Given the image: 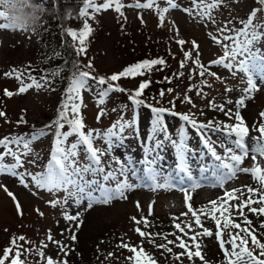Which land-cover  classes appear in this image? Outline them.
Listing matches in <instances>:
<instances>
[{"label":"rangeland","instance_id":"374dc122","mask_svg":"<svg viewBox=\"0 0 264 264\" xmlns=\"http://www.w3.org/2000/svg\"><path fill=\"white\" fill-rule=\"evenodd\" d=\"M25 1L0 0V264H264V35L249 21L260 3L123 0L118 28V2H96L84 25L98 32L75 41L90 65L124 69L145 45L138 33L168 60L169 82L151 91L168 109L152 118L136 103L115 128L122 114L90 77L59 87L12 73L39 71L45 55L37 21L17 12ZM130 35L133 50L111 48ZM155 74L137 64L117 79L134 87ZM66 116L110 131L49 154ZM53 155L63 165L46 181Z\"/></svg>","mask_w":264,"mask_h":264},{"label":"trees","instance_id":"16d2710c","mask_svg":"<svg viewBox=\"0 0 264 264\" xmlns=\"http://www.w3.org/2000/svg\"><path fill=\"white\" fill-rule=\"evenodd\" d=\"M115 1L118 2V7L114 11L118 13L122 10L121 3L123 0ZM257 1L264 6L263 1ZM96 2L106 3L108 6L111 5L112 9L110 0H26L24 4L20 5L17 9L18 14L24 15L27 20L37 21L35 28L38 31L37 35L41 44V50L45 55L41 57L43 62L39 66V71H34L31 64L26 67L20 66L12 70V73H16L21 77L23 83H27V81L36 77H43L59 87L67 84L74 76L90 77L97 89V93L104 94L107 92L111 110L117 109L118 114L121 113L124 116L125 113V116H128L126 111L130 110L131 105L139 102L147 105L151 109L152 114L156 115L157 109H164L168 107V104L163 103L161 99L154 101L153 97H155V94L151 91L155 86L167 85L169 80L160 79V77L164 78L167 76L168 69L166 66L168 60L165 58V53L162 54V52L160 53L156 49L150 48L151 44L155 43L153 39H145L143 34L138 33L139 38L144 39L145 45H140L141 51L138 50V52L140 51L138 56L135 53L134 61L128 63L124 69L116 73L113 72L114 74L108 75L103 71L97 70L90 65L89 60L82 57L83 52L80 51L81 49L79 50L75 41L80 35H83L82 41H78V43H85L87 41L86 34L91 35L94 33L91 35L93 38L98 32V27L89 20L84 25V15H91L90 13L93 11L92 6ZM138 2L146 9L147 0ZM27 11L30 13H25ZM112 16L116 26L120 28L124 24L122 16L119 13ZM255 20H260L264 24V16L257 17ZM75 21L77 23H74ZM141 23L142 20L136 19L137 25H141ZM129 39L130 44L125 42V37L124 40L117 39V41L111 42V48L118 50V45L122 44L133 50V44H136L137 40L133 39L131 35ZM138 43H141L140 40ZM137 64L140 67L151 68L156 74L143 84L141 83L134 87L123 86L117 79V76L127 74ZM118 117H121V115ZM120 119H115L113 125L117 124ZM82 120L81 118L78 120H69L66 118L65 125L67 130H63L61 126L53 130L54 136L49 141L50 146L47 152L52 154L55 149L66 151L71 147L75 137L80 138L84 135L90 137V133L93 130L96 131L95 133L97 135L99 134L100 129L89 128L87 122ZM19 133L21 132L16 131L15 133V138L18 142L21 141Z\"/></svg>","mask_w":264,"mask_h":264}]
</instances>
